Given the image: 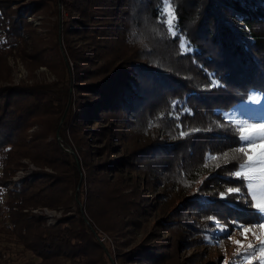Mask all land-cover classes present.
<instances>
[{"label": "trees", "instance_id": "trees-1", "mask_svg": "<svg viewBox=\"0 0 264 264\" xmlns=\"http://www.w3.org/2000/svg\"><path fill=\"white\" fill-rule=\"evenodd\" d=\"M32 1L0 0V53L54 74L16 84L0 69L4 248L36 264H230L180 251L217 223L261 221L224 113L264 94V0H171L178 37L163 0ZM28 11L54 19L41 34ZM229 188L240 191L221 199ZM37 207L63 214L47 224ZM95 227L120 238L113 251Z\"/></svg>", "mask_w": 264, "mask_h": 264}, {"label": "rangeland", "instance_id": "rangeland-1", "mask_svg": "<svg viewBox=\"0 0 264 264\" xmlns=\"http://www.w3.org/2000/svg\"><path fill=\"white\" fill-rule=\"evenodd\" d=\"M30 2H33L30 0ZM34 7L35 4L29 3L28 8ZM25 19L27 23H29L32 28L37 29L38 32L44 33L46 28L43 25L44 20H53L54 16H49L47 14H43L35 11H28L25 13ZM24 30V29H23ZM24 32H26L24 30ZM44 35V34H43ZM0 69H3L4 72L9 70L10 77L8 79L11 83H31L35 79L41 80H54V74L50 71L46 66H34L30 68L26 65L21 59V56L18 53L7 54L4 56V51L0 53ZM264 95L263 93H255L251 92L248 98L241 102L239 105L232 108L230 111L224 113L227 119L232 120L237 126L238 130L240 126L247 125L246 131H254L256 135H259L258 126L264 124V101L260 103L253 102L249 100V97L252 95ZM251 126H257V129H253ZM240 132V131H239ZM241 135V133H240ZM253 149H249L245 155V161L248 160L249 156H253L255 151H258L259 146L264 145V139H254L252 140ZM247 148V142L241 140V146ZM244 161V162H245ZM243 162V163H244ZM242 163V164H243ZM35 166L30 163H27L26 166L18 169L15 174L12 176V181L16 182L25 176H29L31 171L34 170ZM255 170L252 172V179H245L246 188L248 191V195L251 198L256 195L258 198L264 197V164L253 163L249 165L248 169L244 171ZM241 168L239 167V170ZM253 185V188L250 190L248 185ZM88 187V186H86ZM60 211V216L63 214L62 210ZM89 221V219H88ZM152 222V221H151ZM150 222V226H151ZM264 221H259L258 223L253 224H236L233 227H226L223 224L217 223L218 226L215 230L209 229L205 236L214 237V239L210 242L208 239H203L204 244L200 247L188 248V245H184L183 250L180 251L181 258L187 257L192 254L195 250H203L207 257H220V261H228L230 264H249V260L251 264H260V252L258 251L260 240L264 239V229L259 227V224ZM220 228H226L227 232H221ZM98 231V235L101 238L103 234L109 236L110 240L108 243L101 241L97 236L100 243L108 246L109 249L116 248L115 243L119 244L121 241L120 238L110 236L108 232H103L100 229L96 228ZM248 229V231H245ZM166 236L165 234L163 235ZM143 237V233L140 232L137 234L136 239H134L133 244L138 242V239ZM221 238V239H219ZM235 241H239L238 245ZM6 243L0 241V264H36L38 262V258L32 256L29 251H23L21 246L18 244H12L10 248L6 250L4 245ZM253 245V249L250 250L251 255L249 256V260H244L242 257L245 255V248L247 245ZM115 245V247H114ZM7 247V246H6ZM240 249V255H236L237 249ZM113 251V250H112ZM114 264H117L114 261Z\"/></svg>", "mask_w": 264, "mask_h": 264}, {"label": "snow or ice", "instance_id": "snow-or-ice-1", "mask_svg": "<svg viewBox=\"0 0 264 264\" xmlns=\"http://www.w3.org/2000/svg\"><path fill=\"white\" fill-rule=\"evenodd\" d=\"M163 2L165 4L164 13L167 14V20L165 21V23L167 24V31L172 37H178V31L175 29V25H174L175 13H174V10L172 8V2H171V0H163ZM180 48H181L182 52L190 50L188 45H187V42L184 41L182 38H181ZM249 100L256 102V103H260V102L264 101V95H259V94L252 95L249 97ZM173 103H175V102H173ZM248 127L249 126H247V125L239 127V131L241 133L240 139L242 141L247 142V148L240 147V148L236 149L235 151H238L241 153H247V151L249 149H253L252 140L264 139V124H261L258 126V131L260 133L259 135H256L254 131H246V128H248ZM251 127L254 130L257 129V126H251ZM181 135H185V133H182ZM211 159L216 160L217 157L213 156V157H211ZM224 160H225V163H227L228 153L224 154ZM253 163L264 164V145L259 146L258 151H255L253 156H249L248 160H246L243 164L240 165L241 171H237L234 175L236 177L243 176L245 179L251 180L252 179V172L255 170H249V171H244V170L248 169L249 165L253 164ZM207 166L208 165L205 164V167H207ZM217 167H219V165H217ZM201 182H203V181H201ZM248 187L251 190L253 188V185L250 183L248 185ZM239 191H240V189L229 188V189H227L226 192L220 193V198L221 199L227 198L232 193H238ZM251 207L258 211V213L260 214V217H261V221H264V197L258 198L256 195H253ZM259 227L261 229H264V222L260 223ZM220 231L226 233L227 229L226 228H220ZM245 231H248V229H246ZM205 239H208L211 242L214 239V237L206 235ZM235 243H237L238 245L240 244L239 241H235ZM252 249H253V245H251V244L247 245V247L245 248V255L242 257V259L249 260V256L251 255L250 250H252ZM258 251L261 254L259 257L260 264H264V239L260 240ZM236 255H240V249L239 248L237 249ZM249 264H251L250 260H249Z\"/></svg>", "mask_w": 264, "mask_h": 264}, {"label": "built area", "instance_id": "built-area-1", "mask_svg": "<svg viewBox=\"0 0 264 264\" xmlns=\"http://www.w3.org/2000/svg\"><path fill=\"white\" fill-rule=\"evenodd\" d=\"M30 211H31L32 213L42 215L43 218L46 220V223H47V224H53V223H55L56 220H57V218L60 217V214H59L60 211H58V210H54V209H49V208H47V207L30 208ZM58 212H59V213H58ZM97 236L99 237V235H98V231H97ZM99 239H100L101 241H104V240H105V242H107V243H108L109 241H111L110 238H109V236H107V235H105V234H103L101 238L99 237Z\"/></svg>", "mask_w": 264, "mask_h": 264}]
</instances>
